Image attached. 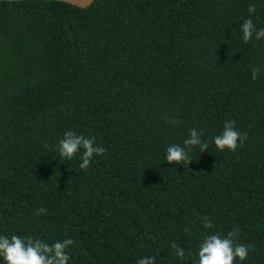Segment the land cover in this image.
<instances>
[{
    "label": "trees",
    "instance_id": "16d2710c",
    "mask_svg": "<svg viewBox=\"0 0 264 264\" xmlns=\"http://www.w3.org/2000/svg\"><path fill=\"white\" fill-rule=\"evenodd\" d=\"M245 19L264 28V0H0V235L73 239L68 264H197L238 228L236 264H264V39ZM226 120L235 152L213 143ZM193 128L208 151L167 163ZM68 130L105 149L87 171L58 157Z\"/></svg>",
    "mask_w": 264,
    "mask_h": 264
},
{
    "label": "clouds",
    "instance_id": "9594fccd",
    "mask_svg": "<svg viewBox=\"0 0 264 264\" xmlns=\"http://www.w3.org/2000/svg\"><path fill=\"white\" fill-rule=\"evenodd\" d=\"M249 13H255L256 6L250 5ZM242 40L247 43L253 39L257 41L264 39V28H257L252 19H245L241 25ZM252 79L255 80L260 72L259 68H253ZM175 123V121H171ZM234 120H226L223 124L222 132L213 137V143L218 151L235 152L247 139L246 133H241L235 127ZM203 130L190 129L188 137L183 141V146L179 144L169 145L166 149L165 160L169 164L177 166L188 165L194 162L190 153L193 148H198L200 153L208 151L209 144L203 140ZM58 157L61 161L71 160L78 153L80 154L79 168L87 171L94 156H101L105 149L96 144L93 137H85L75 131L68 130L63 134V138L57 143ZM46 213V209L40 208L35 214ZM203 227L210 229L213 227L210 218L205 217ZM187 233L190 230L184 229ZM239 229L229 231L225 236L220 234H209L199 244L197 264H236L248 258L251 244L237 242ZM74 244L70 238L57 240L49 244L40 238H23L19 235H12L10 238L0 235V261L3 264H68L70 256L68 249ZM171 249L175 251L178 259L183 260L185 249L173 242ZM136 264H155L154 257H143L137 260Z\"/></svg>",
    "mask_w": 264,
    "mask_h": 264
},
{
    "label": "water",
    "instance_id": "95a60500",
    "mask_svg": "<svg viewBox=\"0 0 264 264\" xmlns=\"http://www.w3.org/2000/svg\"><path fill=\"white\" fill-rule=\"evenodd\" d=\"M1 1H23V0H1ZM52 1L64 2L79 8H86L93 2V0H52Z\"/></svg>",
    "mask_w": 264,
    "mask_h": 264
}]
</instances>
